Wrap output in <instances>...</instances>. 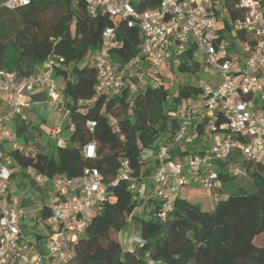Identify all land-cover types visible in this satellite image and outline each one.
<instances>
[{
	"label": "trees",
	"instance_id": "16d2710c",
	"mask_svg": "<svg viewBox=\"0 0 264 264\" xmlns=\"http://www.w3.org/2000/svg\"><path fill=\"white\" fill-rule=\"evenodd\" d=\"M160 1L132 0L131 4L141 12L157 8ZM2 3L0 0V69L29 77L49 55L62 59L61 65L54 69V78L63 80L62 94L70 103L68 122L73 131L68 145L55 147L56 173L74 178L91 167L109 183L116 179L125 160L138 185L151 176L159 139L172 140L178 129L177 118L172 116L175 107L199 97L202 93L199 85H178L170 97V92L157 81L135 91L126 85L120 95L108 100L103 95L95 97L92 58L102 31L113 27L122 41V47L111 54L118 73L139 54L142 46L139 31L126 28L118 17L88 15L84 0H38L15 9L5 8ZM219 3L231 21L244 15L237 0ZM225 26L229 27L226 21ZM220 34L223 35L222 31ZM238 37L251 43L249 37L242 34ZM193 51L187 49L176 56L178 73H197L199 65L193 61ZM141 64L151 66L144 59ZM108 116L116 120L118 132H112ZM88 120L95 123L92 131L85 126ZM24 129L20 125L17 135H22ZM193 133L196 136L193 146L183 151L171 150V160L197 153L204 133L203 122L193 126ZM88 142H94L96 147L93 160L82 154V147ZM9 156L20 169L45 173L48 157L44 151L32 154L15 149ZM231 164L245 170L247 182L224 173ZM216 169L220 171L222 190L213 208L203 211L177 197L164 221L154 218L158 208L154 198L143 199L146 195L140 196L138 190L133 195L124 181L109 187L101 212L74 247L70 264H264V166L233 154L226 163L217 164ZM138 208L142 215L136 212ZM48 216L49 210L43 208L41 219ZM130 222L142 240L135 249L124 248L119 240Z\"/></svg>",
	"mask_w": 264,
	"mask_h": 264
},
{
	"label": "built area",
	"instance_id": "2783aa9c",
	"mask_svg": "<svg viewBox=\"0 0 264 264\" xmlns=\"http://www.w3.org/2000/svg\"><path fill=\"white\" fill-rule=\"evenodd\" d=\"M36 1L3 0L2 6L15 9ZM131 1L84 0L88 15L118 17L126 28L139 31L141 50L123 69L128 79H141L142 74H132V70L140 69L142 59L159 68L187 49L200 50L204 64L219 78L215 86L199 85L202 106L198 113L190 108L176 111L178 129L172 140L163 139L156 150V165L151 176L153 189L143 199L157 201L154 218L164 221L173 210L178 191L190 184L208 191L216 203L222 190L220 171L216 167L226 163L231 155L264 166V6L263 0H237L244 15L231 21L219 0H161L157 8L141 12ZM225 21L237 35L251 40V43L239 40L237 55L240 60H233L229 55L231 47L223 39ZM121 47L116 29L105 28L92 58L95 97L103 95L108 100L120 95L124 81L116 71L111 54ZM61 63L60 57L49 55L39 71L29 77L0 69V144L15 147L16 136L7 130L6 124L22 119L23 112L30 109L29 99L36 91H44L50 105L59 106L54 69ZM196 116L201 117L206 134L203 148L179 161L171 160L170 151L184 141ZM107 119L112 132H118L116 120L111 116ZM85 126L92 131L95 123L88 120ZM67 130L71 133L73 125L69 124ZM60 132L61 127L57 126L50 134L55 137ZM82 154L93 160L96 157L94 142L85 144ZM2 157L0 150V264H70L74 247L84 237L93 218L101 212L108 188L124 181L133 195L138 190V183L125 160L121 162L116 179L109 183L91 167L84 168L74 178L58 175L52 182L54 195L46 219L47 225L54 230L47 238V251L42 254L20 235L19 223L24 213L5 204L10 172L2 163ZM224 173L245 176V170L232 164L225 167ZM132 242L137 246L142 244L139 236H133Z\"/></svg>",
	"mask_w": 264,
	"mask_h": 264
},
{
	"label": "crops",
	"instance_id": "0c3cea01",
	"mask_svg": "<svg viewBox=\"0 0 264 264\" xmlns=\"http://www.w3.org/2000/svg\"><path fill=\"white\" fill-rule=\"evenodd\" d=\"M238 58L239 56L237 58H233V60H240ZM175 59L176 57H173L169 61V64L172 65V63L175 62ZM165 65H168V62L165 63ZM159 69L160 67L154 68L148 66V64L140 65V70H144L147 74H149L150 77L152 76L150 84H156V82L159 81V79L154 77L155 74L162 76V72ZM38 71L39 69H36V72ZM119 74L122 78H126L124 70ZM127 79L128 78H126V80ZM57 88L59 94V106L57 108L50 105L44 91H36L29 99L31 107L30 109L23 112L22 119L18 118L6 124L7 130L11 134L16 136L15 147H12L10 144L6 143L0 144V150L3 155L2 163L10 172L8 190L5 196V204L11 209L21 210L24 213V218L19 223L20 235L24 241L34 244L37 251L42 254L46 253L47 238L54 230L53 227L47 225L46 220L41 219V215L42 209H48L53 199L54 191L52 188V182L56 177H58V174L56 173L57 161H54L52 158L51 160L48 159L45 173L43 175H40L36 173L32 168L20 169L11 160L9 154L11 151L19 149L23 150L26 153L32 154L36 153V151H44V153L47 155V149L51 143L55 142V145L53 146L54 149L57 146L63 147L66 145L64 144L65 141L62 140V138H59V136L62 134V129L60 134L55 137H52V135L50 134L52 128L57 127L61 124L57 122L59 116L58 113L61 114V117L63 119L67 120L66 126L67 124L69 125L68 113L70 111V103L63 97V86L61 88L57 86ZM192 101H196L198 103L200 102L201 104L200 106L194 107ZM201 106L202 100L200 96L194 99L183 101L180 103V105L175 107L172 116L176 118V111L182 108H190L194 112L198 113L201 109ZM50 118L52 123L49 131L47 135H43L38 125L39 123H46V120H49ZM200 122L201 117L196 116L194 118V123L188 130L184 141L180 145L175 147L174 150L179 148L181 151H183L189 146H193V141L196 137L193 133V126ZM20 125H23L25 129L23 130L22 135H17L18 127H20ZM10 126H12V128ZM25 138L28 140H26ZM205 140L206 134L203 133L202 137L200 138V143H198L199 146H197V152H199L203 148ZM162 141L163 138L159 139L158 144H160ZM183 157H178L176 161H179ZM146 158H149L148 153L146 154ZM151 176L143 178V180L140 182L138 188L140 187L139 192L141 193V195H148L151 193L153 189ZM177 197L183 199V197H180L179 195H177ZM139 212L140 215H142L143 211L140 210ZM11 264L19 263L12 262Z\"/></svg>",
	"mask_w": 264,
	"mask_h": 264
},
{
	"label": "rangeland",
	"instance_id": "374dc122",
	"mask_svg": "<svg viewBox=\"0 0 264 264\" xmlns=\"http://www.w3.org/2000/svg\"><path fill=\"white\" fill-rule=\"evenodd\" d=\"M7 15L9 18H11V14H7ZM223 31H224V35H223L224 42L228 47H231L229 49V55L233 58H237L238 57L237 52H238V48L240 45L237 33L235 31L231 30L229 27H226V26L224 27ZM193 61L199 65V70L194 75L178 73L176 71V68H175L176 63L173 62L171 65V64H169V61H168V65H165V63H164L160 66L159 70L162 72V76L154 75V77L159 79L158 82H160V84L170 92V97L174 94L175 89L177 88L178 85H185V84L188 85L189 84V85H193V86H198V85L204 83V84H208L210 86H215L216 84H218L219 78L209 67H207L204 64L203 56H202V53L200 50L195 49L193 51ZM135 72H139L140 74H142L141 79L134 82L135 81L134 77L129 78L126 81H124L123 87H125L126 85H129V88L131 90L135 91L138 87H143V85L151 83L150 81L152 80V78L144 70H137V71L132 70V74H135ZM55 82L59 88H61L63 86L62 78L56 77ZM157 84H159V83H157ZM192 104L194 105V107H196V106H200L201 103L200 102L198 103L196 101H192ZM55 112H57V111H55ZM58 114H59V116H58L57 122L61 123L59 125L60 127L63 126L61 128L62 134L59 136V138H62V140L65 141L64 144L68 145L69 132L66 128H64L66 126L67 120L63 119L61 117L60 113H58ZM51 123H52L51 118L49 120H46V123H42V124L39 123L38 126H39L43 135H47L49 128L51 126ZM67 126H68V124H67ZM10 127L12 128V126H10ZM54 145H55V142H53L49 145V147L47 149V157L49 160H51V158H52L54 161H57V155H56L55 149L53 147ZM241 179H243V181H246V182L248 181V178L246 176L242 177ZM138 191H140V187H139ZM139 195H141L140 192H139ZM178 195L180 197H183V199L187 200L188 202L197 206L199 209H201L203 211L208 212L214 206V203L212 201V198H211L209 192L204 190L203 188H200L196 184H190L188 186L181 188L178 191ZM140 210H141V208L140 209L138 208L136 210V212L137 211L139 212ZM133 236H138V230H137V228H135L133 226V223L130 222L129 225L124 229V231L119 236V240H120V242L124 248L135 249L136 246L132 242ZM261 239L262 238H260L256 242L257 243L261 242Z\"/></svg>",
	"mask_w": 264,
	"mask_h": 264
}]
</instances>
